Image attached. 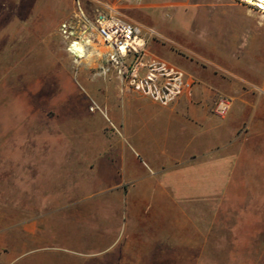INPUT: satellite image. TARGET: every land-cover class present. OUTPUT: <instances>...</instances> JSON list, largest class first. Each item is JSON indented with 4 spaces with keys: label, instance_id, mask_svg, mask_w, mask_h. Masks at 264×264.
Returning a JSON list of instances; mask_svg holds the SVG:
<instances>
[{
    "label": "crops",
    "instance_id": "obj_1",
    "mask_svg": "<svg viewBox=\"0 0 264 264\" xmlns=\"http://www.w3.org/2000/svg\"><path fill=\"white\" fill-rule=\"evenodd\" d=\"M17 3L0 0L3 53L1 22ZM136 9L131 20L163 38L149 42L148 58L193 79L192 95L162 106L108 85L99 99L121 140L85 117L84 100L70 106L84 119L57 164L64 190L20 192L22 219L0 234V264H91L121 243L131 215L164 214L185 198L175 192L264 190V13L237 0H138ZM219 97L230 102L223 117Z\"/></svg>",
    "mask_w": 264,
    "mask_h": 264
},
{
    "label": "rangeland",
    "instance_id": "obj_2",
    "mask_svg": "<svg viewBox=\"0 0 264 264\" xmlns=\"http://www.w3.org/2000/svg\"><path fill=\"white\" fill-rule=\"evenodd\" d=\"M103 3L130 20L139 13L138 0H81L90 14ZM74 8V0H19L7 4L1 22L7 25V53L0 52V234L21 222L20 192L64 190L57 164L84 119L70 109L75 102L84 100L85 117L123 138L121 125L99 99L113 83L121 92L119 80L114 72L104 73L102 61L75 59L60 33ZM46 15L54 19L48 22ZM151 41L163 38L157 34ZM91 99L103 112L90 110ZM176 194L185 198L166 202L164 214L156 207L131 215L121 243L91 264H264V190Z\"/></svg>",
    "mask_w": 264,
    "mask_h": 264
},
{
    "label": "built area",
    "instance_id": "obj_3",
    "mask_svg": "<svg viewBox=\"0 0 264 264\" xmlns=\"http://www.w3.org/2000/svg\"><path fill=\"white\" fill-rule=\"evenodd\" d=\"M74 4L73 14L59 30L75 59L89 56L104 62V73L114 72L122 89L162 106L192 95L196 85L193 79L167 61L148 58V44L157 36L155 30L133 22L110 4H101L91 14L82 7L81 0H74ZM229 109V100L219 97L215 113L223 117ZM90 110L102 111L92 99Z\"/></svg>",
    "mask_w": 264,
    "mask_h": 264
},
{
    "label": "bare ground",
    "instance_id": "obj_4",
    "mask_svg": "<svg viewBox=\"0 0 264 264\" xmlns=\"http://www.w3.org/2000/svg\"><path fill=\"white\" fill-rule=\"evenodd\" d=\"M243 1L249 3L252 6H257L260 9L264 10V0H243ZM87 58L89 59V63L90 64H93V62H94L95 59L94 58H91L89 56ZM87 65H88V63H87Z\"/></svg>",
    "mask_w": 264,
    "mask_h": 264
}]
</instances>
